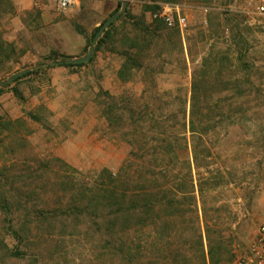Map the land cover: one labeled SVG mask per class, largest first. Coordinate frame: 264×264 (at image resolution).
Masks as SVG:
<instances>
[{
  "label": "rangeland",
  "instance_id": "374dc122",
  "mask_svg": "<svg viewBox=\"0 0 264 264\" xmlns=\"http://www.w3.org/2000/svg\"><path fill=\"white\" fill-rule=\"evenodd\" d=\"M248 1L127 0L124 15L93 42L123 0H77L66 9L42 0H0V264H102L96 210L73 195L102 169L116 172L130 151L102 113V92L133 95L141 110L167 107L149 100L150 73L126 82L118 76L132 23L164 26L151 16L162 2L179 4L188 27L181 33L184 55L165 51L155 61L151 52L146 61L162 64L154 73L159 94H189L193 68L213 46L227 49L228 77L245 82L237 103L229 104L242 113L215 146L213 166L225 184L209 191L205 216L199 208L202 228L232 244L231 257L217 264L246 253L264 219V17L246 13ZM198 32L207 35L202 43L190 40ZM92 45L82 65L55 64L85 56ZM241 47L247 52L240 58ZM205 252L204 264H212L206 246ZM188 253V264H200L193 249ZM136 257L132 264H139Z\"/></svg>",
  "mask_w": 264,
  "mask_h": 264
},
{
  "label": "trees",
  "instance_id": "16d2710c",
  "mask_svg": "<svg viewBox=\"0 0 264 264\" xmlns=\"http://www.w3.org/2000/svg\"><path fill=\"white\" fill-rule=\"evenodd\" d=\"M157 8L158 4L153 11ZM132 26V31L125 35L126 47L119 52L124 61L118 76L126 82L138 72L150 73L148 80L153 91L150 90L149 100L160 101L167 107L161 113L147 107L141 110L134 106L133 95L123 92L116 97L102 92V113L117 137L128 143L130 151L116 172L102 169L92 183L82 184V192L73 197L81 195L83 200H79L86 201L85 207L96 210L103 241L102 264H132L135 256H139V264H188V252L192 249L198 263L204 264L205 246L212 264L223 263L231 257V241L210 235L207 225L202 228L201 217L211 200L209 191L225 184L221 171L213 166L217 157L215 146L242 113L239 108L231 110L230 105L237 103L245 82L228 77L227 49L213 46L194 66L189 94H181L180 90L159 94L154 73L161 72L162 64L146 61L151 52L155 61L165 51L184 55L181 32L142 21ZM236 37L239 38L238 34L233 40ZM206 39L203 32L190 38L200 43ZM143 51L147 57L140 54ZM246 52L243 47L236 50L240 58ZM187 53L192 55L190 48ZM183 62L185 65L184 59ZM69 63L55 62L83 64ZM173 104L176 108L168 107ZM134 234L138 236L136 246Z\"/></svg>",
  "mask_w": 264,
  "mask_h": 264
},
{
  "label": "built area",
  "instance_id": "2783aa9c",
  "mask_svg": "<svg viewBox=\"0 0 264 264\" xmlns=\"http://www.w3.org/2000/svg\"><path fill=\"white\" fill-rule=\"evenodd\" d=\"M53 4L58 9H66L74 5L77 0H42ZM246 13L264 17V0H249ZM151 16L160 20L165 27L178 29L181 33L188 27V20L182 12V7L173 2L158 4ZM231 264H264V219L258 224L248 250L242 256L234 259Z\"/></svg>",
  "mask_w": 264,
  "mask_h": 264
},
{
  "label": "water",
  "instance_id": "95a60500",
  "mask_svg": "<svg viewBox=\"0 0 264 264\" xmlns=\"http://www.w3.org/2000/svg\"><path fill=\"white\" fill-rule=\"evenodd\" d=\"M126 6H127V0H123V3H122V7H121V10L118 14H121V13H124L126 11ZM118 14L116 15H113L111 16L110 18H108L99 28V30L96 32V34L94 35V38H93V42H96L99 37L101 36L103 30L118 16ZM94 52V46H90V48L88 49V52L85 56H82V57H78V58H72V59H69L68 62L70 63H84L86 61H88L92 54ZM22 72H17V73H14L12 74L9 78H8V81L10 80H13L14 78L18 77ZM3 82H0V85L2 84Z\"/></svg>",
  "mask_w": 264,
  "mask_h": 264
}]
</instances>
